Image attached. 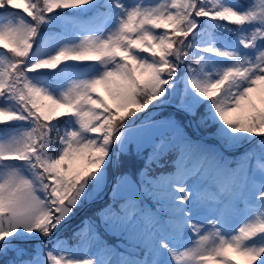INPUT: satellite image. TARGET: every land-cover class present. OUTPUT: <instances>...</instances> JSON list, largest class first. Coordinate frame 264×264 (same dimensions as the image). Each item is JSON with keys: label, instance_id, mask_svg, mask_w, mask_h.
<instances>
[{"label": "snow or ice", "instance_id": "6c2138e0", "mask_svg": "<svg viewBox=\"0 0 264 264\" xmlns=\"http://www.w3.org/2000/svg\"><path fill=\"white\" fill-rule=\"evenodd\" d=\"M0 264H264V0H0Z\"/></svg>", "mask_w": 264, "mask_h": 264}, {"label": "trees", "instance_id": "16d2710c", "mask_svg": "<svg viewBox=\"0 0 264 264\" xmlns=\"http://www.w3.org/2000/svg\"><path fill=\"white\" fill-rule=\"evenodd\" d=\"M180 119V118H179ZM187 133L188 135L192 136L193 138H196L190 128H188L187 130ZM201 133L205 134L204 130H200ZM210 143H214V142H210ZM251 147V146H250ZM227 155V154H225ZM240 155V154H239ZM238 155V156H239ZM132 169L130 168L129 171H131ZM104 205V202L103 203H99V204H96V205H93L91 206L81 217H79L78 219H76L75 221H73L69 227H68V231H67V234L70 235L71 232L73 230H76L78 229L79 227L82 226V223L88 219H91L93 220L96 224H99L100 223V220L97 216V213L100 211V209L103 207ZM101 232H103V230L101 229ZM104 239L107 240L108 243H113V239L109 236H104Z\"/></svg>", "mask_w": 264, "mask_h": 264}, {"label": "water", "instance_id": "95a60500", "mask_svg": "<svg viewBox=\"0 0 264 264\" xmlns=\"http://www.w3.org/2000/svg\"><path fill=\"white\" fill-rule=\"evenodd\" d=\"M168 109H172V108H168ZM172 110H175V109H172ZM191 129H192V131L194 132L195 135H197L198 137H203V136H202L198 131H196L194 128H191ZM246 147H247V146H246ZM239 150H241V149H239ZM106 197H107V196H105V197L102 198L101 200H104ZM101 200H99V201H101ZM90 204H92V203H90ZM90 204H87V205H85L82 209H80L79 212L77 213L76 217H75L72 221H74L77 217H79L80 215H82L83 212L89 207ZM72 221H71V222H72Z\"/></svg>", "mask_w": 264, "mask_h": 264}, {"label": "rangeland", "instance_id": "374dc122", "mask_svg": "<svg viewBox=\"0 0 264 264\" xmlns=\"http://www.w3.org/2000/svg\"><path fill=\"white\" fill-rule=\"evenodd\" d=\"M169 113H171V114H173V115H176L177 119L180 118L179 115L176 114L175 110H172V109H165L164 112H163L164 115H168ZM106 199H107V197H106L104 200H101V201H97V202H95V203H92L91 206L96 205V204H99V203H101V202H104ZM89 206H90V205H89ZM91 206H90V207H91ZM90 207H89V208H90Z\"/></svg>", "mask_w": 264, "mask_h": 264}]
</instances>
